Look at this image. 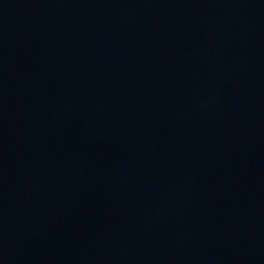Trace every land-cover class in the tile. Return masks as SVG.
Returning a JSON list of instances; mask_svg holds the SVG:
<instances>
[{"label":"water","instance_id":"water-1","mask_svg":"<svg viewBox=\"0 0 264 264\" xmlns=\"http://www.w3.org/2000/svg\"><path fill=\"white\" fill-rule=\"evenodd\" d=\"M0 264H264V0H0Z\"/></svg>","mask_w":264,"mask_h":264}]
</instances>
